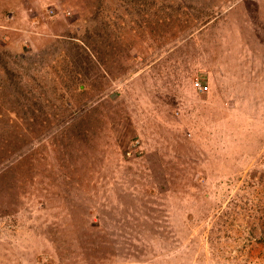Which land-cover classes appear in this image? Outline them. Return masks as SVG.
Instances as JSON below:
<instances>
[{
	"label": "rangeland",
	"instance_id": "1",
	"mask_svg": "<svg viewBox=\"0 0 264 264\" xmlns=\"http://www.w3.org/2000/svg\"><path fill=\"white\" fill-rule=\"evenodd\" d=\"M0 264H264V0H0Z\"/></svg>",
	"mask_w": 264,
	"mask_h": 264
},
{
	"label": "trees",
	"instance_id": "2",
	"mask_svg": "<svg viewBox=\"0 0 264 264\" xmlns=\"http://www.w3.org/2000/svg\"><path fill=\"white\" fill-rule=\"evenodd\" d=\"M76 43L74 45H71L73 49L69 51H64L62 56H60V59L65 62V66H59L61 61L57 62V67L51 66L50 69L45 70V74H47L45 77L47 78L46 80L51 83V79H53L52 74L49 73L50 70H55V72H58L62 75L63 80H69L72 84V87H77V90H80L81 93H85V90H82L78 85L79 82H83L85 84L86 78L91 77L92 75V70L90 68V61H92V56L91 54H88L87 58L83 52L79 51V47H75ZM67 48V47H66ZM70 48V47H69ZM68 49V48H67ZM97 53V52H95ZM98 54V53H97ZM59 66V67H58ZM53 67V68H52ZM16 68H12L11 70H7V79L9 82V85H6L3 80H1L2 83V90L6 91L7 94L10 91V85L14 84L16 81L19 82L20 80H17L18 78H22L21 74H19ZM38 69L37 71H39ZM11 75V76H10ZM10 76V77H9ZM25 76H23L24 78ZM30 79H33L32 76ZM75 87V88H76ZM3 98V97H2Z\"/></svg>",
	"mask_w": 264,
	"mask_h": 264
},
{
	"label": "built area",
	"instance_id": "3",
	"mask_svg": "<svg viewBox=\"0 0 264 264\" xmlns=\"http://www.w3.org/2000/svg\"><path fill=\"white\" fill-rule=\"evenodd\" d=\"M196 85H197L198 87H202V86H201V83H199V82H197Z\"/></svg>",
	"mask_w": 264,
	"mask_h": 264
}]
</instances>
